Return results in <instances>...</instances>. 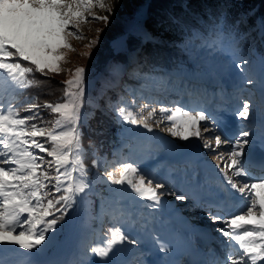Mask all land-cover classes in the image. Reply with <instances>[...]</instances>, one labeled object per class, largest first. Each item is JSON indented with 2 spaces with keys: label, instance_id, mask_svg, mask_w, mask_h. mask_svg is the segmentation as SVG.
Wrapping results in <instances>:
<instances>
[{
  "label": "snow or ice",
  "instance_id": "6c2138e0",
  "mask_svg": "<svg viewBox=\"0 0 264 264\" xmlns=\"http://www.w3.org/2000/svg\"><path fill=\"white\" fill-rule=\"evenodd\" d=\"M94 9L112 13L104 0H0V264H264V158L260 175L248 166L251 149L258 142L264 147V51L254 47L256 40L264 47V18L241 32L247 17L229 23L227 6L221 5L215 14L209 10L208 21L197 28L173 14L158 21L161 28L180 33V51L219 54L243 74L231 97L241 123L226 133L203 106L215 95L208 90L210 69L191 71L178 58L167 66L149 64V57L129 49L127 41L118 49L123 59L112 60L101 73L89 77L85 67L68 69L57 100L27 96V90L50 83L36 74L65 72L67 53L75 51L70 38H84L82 24L109 22ZM138 33L142 42L153 39L146 29ZM97 43L91 41L88 49ZM110 90L115 99L107 95ZM96 109L113 114L122 133L139 138L144 133L125 126L153 133L154 125H164L162 131L171 137L195 138L214 154L216 183L190 171L187 162L183 172L208 206L211 221L221 225L214 231L227 239L219 250L173 244L160 236L162 197L175 194L183 201L188 196L173 193L157 174L142 169L134 159L138 145L123 137L111 158L93 144L86 149L82 129ZM223 145L230 147L220 150ZM89 156L90 166L85 163ZM179 172L172 168L170 175ZM230 202L237 210L228 208ZM133 229L147 233L153 247L128 248L141 243L130 234ZM66 230L75 237L68 246L59 242ZM94 233L103 234L100 242H93ZM135 252L129 259L127 254ZM150 255L154 258L146 259Z\"/></svg>",
  "mask_w": 264,
  "mask_h": 264
},
{
  "label": "rangeland",
  "instance_id": "374dc122",
  "mask_svg": "<svg viewBox=\"0 0 264 264\" xmlns=\"http://www.w3.org/2000/svg\"><path fill=\"white\" fill-rule=\"evenodd\" d=\"M104 3L108 8L112 9L111 14H109L107 10L94 9L93 11L97 16H108L109 22L105 24L103 21H98V22L93 21L81 25L80 34L84 38L80 40L70 38V43L72 47L75 49V51L67 53V63H64L62 65V67L65 69V72L59 75H55L58 77V79H62V80L66 79L67 70L68 69L74 70L76 67H85L88 70L89 77H92V72L93 75L95 74V71L97 74L101 73L106 67L103 68L101 65H95V61L99 59V55L102 53V51H104L105 43L106 42L108 43L109 48L111 47L110 46L111 41H115L117 44L121 45L122 39L127 35V33H132L135 29L140 28L138 25L139 23L135 22V13L140 10L141 6L143 7L145 5L144 0H104ZM240 18H242V15H240ZM89 20H91V17H89ZM94 40H98V43L89 50L87 45ZM162 44L166 45V43H162ZM170 45L171 46L169 47H172L173 51L176 52L178 51V54L182 52L180 51L178 45L175 44L174 45L170 44ZM86 52H90V56L83 55ZM182 54H184L186 58L187 57L194 58L195 60H201L203 56L206 57L207 55V54L198 55L196 53L188 54L184 52H182ZM208 58L217 60L216 64L218 65V68L222 70L221 72H223L221 73V75L227 76L229 78V81L225 79L219 80L220 87L209 90L210 96L213 93L215 94L214 98H211L210 102L203 104V106L207 108L208 112L214 116V109H213L214 106H218L219 104H223V103L229 106V102H227V100L219 97L220 91L228 90V88L231 85L235 86L243 74L240 73L238 69L234 67H229L228 63L226 62L227 58L224 56L216 54L215 56H208ZM109 62L106 64V66L109 64ZM206 66H211V63H208L206 61ZM257 70H258V66H257ZM124 80L128 81V78L124 77ZM128 83L131 85L137 84V82L133 80H129ZM246 87H251V86H246ZM244 95L245 96L247 95V91L244 92ZM215 97H218V102L215 101L216 100ZM228 97L231 98L232 95ZM128 99L129 101H131V97H128ZM169 99L170 100L178 99V97L172 96L169 97ZM185 100H187V97H185ZM141 104H143V101H141ZM234 105L236 106L235 100H234ZM109 115L112 119H114L113 114H109ZM91 125L88 127L89 128L92 127L94 130L95 127L93 123H91ZM127 126L129 128H133V130H135L136 132L144 133L143 136H145V138L150 140L151 142L153 141L152 144L155 147L156 145H159L157 146L156 149L157 151L156 150L153 151L156 154H153L151 156L152 160L154 159V162H152L151 164L148 163L149 165H146L144 167H141L142 165L139 166L144 170H151L154 174H157V178L163 179L166 182V184L169 185V189L173 193L186 194L184 191L176 189L174 184L177 182L175 179H180L182 182L183 180H187L183 172L185 163L187 161H182L184 162V165L180 169L179 173H174L170 175L167 172V169L169 167L174 168L175 165L170 166V161L168 160V158H172V157L177 158L180 156L185 157L186 155H188V153L191 150H195V152L191 155L193 157H197V160L195 161L194 164L187 162L189 166V170L198 171L201 175L205 177H210L211 180H213V182L216 183V181H214L215 179L213 178V175H216V173L213 171V169L214 166L218 163V161L214 159V154L211 153L209 149H204L202 147V143H203L202 141H197L195 140V138H192L189 141H181L178 138H173L167 132L162 131L164 125H161L160 127H156L154 125L153 133H147L146 130L139 127H134L131 125H127ZM204 135L208 136L211 135V133L210 132L204 133ZM257 144H259V142ZM228 147L230 146L223 145L220 150H226ZM156 155H160V156H156ZM209 165H211L212 167L210 168ZM177 167H181V166H177ZM203 169L212 172H207L204 171ZM154 170H156V172H154ZM172 179H174V181ZM170 180H172L173 183L170 182ZM162 199L165 201L163 212L161 215L163 224L162 226L161 225L157 226V231L164 240L170 241L173 244H175L177 241L182 243H187V241L189 240H182V238L178 237V233L182 232L183 229H185L186 227L189 230H193V231L197 230V232H203L204 234L206 232V235L211 237L216 236L218 237L216 238L218 242L220 241L222 243L223 241H225V237H223L221 233L214 231L216 228L220 227L221 225H219L218 223H213L211 221L208 215L209 210L194 209V204L197 201L196 198L190 199L188 197V199L181 201L176 199V195L173 194L162 197ZM174 218L181 219L184 226H180L182 225L181 223H178L177 225L174 224L173 223ZM174 232H176V234ZM130 234L134 238L140 239L141 243L138 245H127L128 248L143 250V249H147L146 247L149 248L153 247L151 237L147 233L138 230L135 234L134 232L133 233L130 232ZM74 241H75V237L68 233L66 238L63 239L61 245L68 246L71 245ZM192 244L193 242L191 241V245ZM216 250L218 249L216 248ZM20 251L23 252L24 250H20ZM156 254L164 255L163 253H156ZM153 258L154 256L152 255L146 257V259L148 260H152ZM133 264H135V260H133Z\"/></svg>",
  "mask_w": 264,
  "mask_h": 264
},
{
  "label": "trees",
  "instance_id": "16d2710c",
  "mask_svg": "<svg viewBox=\"0 0 264 264\" xmlns=\"http://www.w3.org/2000/svg\"><path fill=\"white\" fill-rule=\"evenodd\" d=\"M146 8V21L138 22L139 27L135 29L132 33H127L126 41L128 47L131 50H139L141 56L149 57V64L156 63L158 65L167 66L170 60L179 59L183 61L187 66L188 62L185 58L177 57L172 51L166 47L159 46L157 44H152L149 42H142L139 38L138 30L146 29L149 33L152 34V37L164 41L167 46L170 44L180 45L181 35L178 31L174 30H165L161 28L158 24V21L168 14L177 15L183 18L184 22L192 25L194 28L203 26L206 21H208L207 12L210 10L213 14L221 7V5L227 6V15L228 22L235 23L237 20L242 17H247V24L240 25V31H248L260 18H264V0H144ZM255 32L252 33L249 40L254 39ZM170 43V44H169ZM254 47L260 51H264V47L261 46L260 41L256 40ZM247 55V54H246ZM250 56L248 55V58ZM114 59H123V56L120 53H114L113 49L108 46V43H105L104 51L99 55V59L95 61V65H101L103 68L106 67V64L109 61ZM205 62L211 63L212 65L218 67L215 59H209L208 55L201 58ZM99 63V64H98ZM97 67V66H96ZM98 70V69H96ZM148 66H145L143 71H148ZM99 72V71H97ZM96 71L95 74L96 75ZM93 72H92V76ZM37 78L40 80L48 81L50 83H44L39 88H32L26 91L27 96H39L40 101L49 100L55 101L61 97L62 92V79H58L57 76L52 77H42L39 74H36ZM128 83V82H127ZM129 84V83H128ZM131 85V84H130ZM108 96H111L113 99L116 98V92L110 90L107 93ZM106 97L99 100L101 107H104ZM93 123V128L88 126ZM88 126L82 129L83 132V145L86 149L89 148L90 144L95 145L100 151L109 153V158H111V153L113 149L122 146V137L124 140H127L133 144H137V152L134 155V159L138 164L144 163L148 160L146 154V146L150 148L152 145H148L145 136L136 138L132 133H122L121 125L115 122L110 115H104L100 109H96V114L88 121ZM92 126V125H91ZM125 127H128L127 125ZM134 132H136L134 130ZM101 143L103 146L101 147ZM124 154L127 155L128 149H124ZM85 163L91 165V156H89ZM104 185H98L97 188L103 190ZM113 188H119L120 186L112 185ZM104 196H108L107 191H103ZM93 200L96 201L98 205L99 201L93 197ZM107 217H105V222L107 225ZM96 223L93 222V227H96ZM68 232L61 234L59 237V242L62 244L63 239L66 238ZM103 234H93V242H100ZM137 252L128 253L127 256L133 259ZM98 259V258H97Z\"/></svg>",
  "mask_w": 264,
  "mask_h": 264
},
{
  "label": "bare ground",
  "instance_id": "6f19581e",
  "mask_svg": "<svg viewBox=\"0 0 264 264\" xmlns=\"http://www.w3.org/2000/svg\"><path fill=\"white\" fill-rule=\"evenodd\" d=\"M144 7H145V5H144ZM146 19H147V16H146ZM141 21V20H140ZM139 20L137 21V22H140ZM144 21H146V20H144ZM126 37H127V35H126ZM125 40H126V38H125ZM125 42V41H124ZM149 43H152V44H157V45H159V44H162V43H165L164 41L162 42V41H160L159 39H157V38H153L152 40H149L148 41ZM164 45V44H163ZM113 49V48H112ZM114 50V49H113ZM120 53V52H119ZM220 130H222V127L220 128ZM195 152V150H191L189 153H188V155H191V154H193ZM183 158H184V156H180V157H177V159H174V158H169V160H172V159H174L175 161H181V160H183ZM174 181V180H173ZM177 182L175 183V185L177 186V187H179V188H181L182 186L184 187V189H183V187L181 188L182 190H184L185 192H188V189H190L191 188V194L192 195H194L195 196V194H196V192H195V188L191 185L190 187H187L186 185H185V183L184 182H179L178 180H176ZM198 201H200L199 199H198ZM168 210H169V208H168ZM198 214V213H197ZM173 223L174 224H178V223H181L182 225H180V226H184L183 225V222H182V220L181 219H177V218H174V220H173ZM202 230V229H201ZM205 232V231H204ZM182 234L185 236V237H194V236H198V235H201V236H203V238H205L207 241H210L211 242V245L213 246H216V243H218L219 244V242L216 240V238L215 237H213V239L212 240H210L209 238H207V236H206V232H205V234L203 233V232H197V230L196 231H193V230H191V231H189V229L188 228H186L185 227V229H183V232H182ZM193 234H196V235H193ZM148 246V245H147ZM146 248H149V247H146ZM157 255V254H156Z\"/></svg>",
  "mask_w": 264,
  "mask_h": 264
},
{
  "label": "water",
  "instance_id": "95a60500",
  "mask_svg": "<svg viewBox=\"0 0 264 264\" xmlns=\"http://www.w3.org/2000/svg\"><path fill=\"white\" fill-rule=\"evenodd\" d=\"M146 20V8L143 6L140 7V10L135 13V22ZM125 37L122 39L121 45L117 44L115 41H111L110 46L113 48L114 53H119L118 49L123 45V40L125 41Z\"/></svg>",
  "mask_w": 264,
  "mask_h": 264
}]
</instances>
